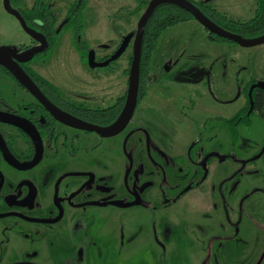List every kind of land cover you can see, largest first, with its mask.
<instances>
[{"label":"rangeland","instance_id":"374dc122","mask_svg":"<svg viewBox=\"0 0 264 264\" xmlns=\"http://www.w3.org/2000/svg\"><path fill=\"white\" fill-rule=\"evenodd\" d=\"M35 1L24 0V4L32 7ZM45 1L58 17L57 25H62L74 0ZM142 1L91 0L85 10L83 37L98 60L113 53L123 38L133 35L124 54L109 66L92 67L83 60L81 53L74 47L73 31L70 30L64 32L58 46L48 54L42 52L34 55L35 69L65 93L80 91L92 96L93 106L114 104L128 89L130 74L126 68L130 67L138 23L145 11L140 6ZM229 1L234 5V0ZM245 2L246 6L242 9L248 12L247 7L252 2ZM260 15L254 10L246 18L251 21ZM194 21V24L178 23L163 32L159 42L164 40L169 44L165 46L163 43L154 51L153 79L160 76L163 69L167 70L168 78L177 80L179 73L191 72L199 67H208L212 76L206 82L188 83L186 86H180L181 83L173 84L172 88L163 84L156 85L157 101L153 96L146 100L150 107L159 102H169L179 108L174 112L176 123L152 117L150 120L148 111H140L143 117L149 118V124L160 127L162 137L168 141V147L163 145L160 149L154 141H149L147 147L158 151L166 159L164 150L169 151L167 148L170 146L169 152H172V156L175 154L177 164L181 155L186 158L189 155L186 153L191 152L190 158L196 162V166L184 167L182 170L190 169L193 172L191 178L196 182L204 179V170L200 164L206 153L231 154L233 157L213 158L212 163L218 165L199 190L177 199L180 188L174 187L172 192L165 195L169 204L167 209L160 191H154V202L150 206H147L148 201L143 196L140 205L128 209L106 207L104 210L109 217L104 230L116 231L120 236L119 231L125 224L126 230L136 228L143 231L145 241L152 245L149 250L138 245L127 250L125 264L146 260L151 261V264H264V119L254 113L250 125L243 124L238 128L236 143L225 122L245 104L249 81L257 79L264 82V43L245 47L229 40L226 43L236 48L214 47L210 51L206 47L208 45L202 44L203 33L207 30L200 22ZM263 36L264 26L259 31L246 34L245 38L257 39ZM35 43L20 20L7 11L4 0H0V47L20 50L25 45ZM33 99L17 81L0 75L1 108L17 109ZM179 111L184 116H179ZM138 115L126 131L106 138L98 152L94 153L95 158L102 156L109 165L119 168L129 165L134 153L127 134L139 122ZM93 140L95 144L100 142L96 134ZM174 159L171 158V164H174ZM5 169L10 170L8 167ZM120 182L128 193L130 186L124 175L120 177ZM249 194L251 196L247 198ZM200 200L216 205L214 210H203L197 204ZM152 211L156 212V217ZM122 213H130L135 217L122 223L114 217ZM165 215L171 222L169 234L161 235L162 240L167 242V248L163 249L155 242L152 230L155 221L161 230L162 216ZM226 234L237 236L234 241L214 237ZM129 236L126 233L127 240Z\"/></svg>","mask_w":264,"mask_h":264},{"label":"flooded vegetation","instance_id":"af4514ba","mask_svg":"<svg viewBox=\"0 0 264 264\" xmlns=\"http://www.w3.org/2000/svg\"><path fill=\"white\" fill-rule=\"evenodd\" d=\"M64 22L65 19L63 24ZM70 30L73 31H68ZM37 33L46 35L41 31ZM123 40L124 38L113 53L98 60L85 40L86 51L82 52L78 48L73 31L74 47L88 63L91 53L97 62L106 61L116 52ZM33 41L36 43L26 45V49L42 45L34 38ZM48 41L49 48L43 53L53 48L51 41ZM32 63L33 60L24 64L39 73ZM197 72L198 76L195 78ZM0 75L21 84L13 74L10 76L0 71ZM167 75V70L163 69L162 74L153 79L151 64V71L145 81V93L140 97L139 89L137 107L131 120L114 135L104 134L103 130L116 125L121 119L126 107L128 89L114 104L93 106L92 96L80 91L65 93L42 75L52 86L34 77L31 79L45 101L21 84L34 99L17 109L0 107V264H125L127 250L136 245L149 250L152 245L145 241L143 231L136 228L126 230L125 224L119 231L120 236L116 231L106 232L104 225L109 217L104 210L106 207L128 209L140 205L144 200L143 196L148 201L147 206H150L154 202V191H160L164 207L167 209L169 204L165 195L172 192L174 187L180 188L177 199L199 190L218 165L212 163L213 158L233 157L231 154L206 153L200 164L204 170V179L196 182L191 178L193 172L190 169L182 170L184 167L187 169L196 166V162L190 158L191 152L186 153L189 154L186 158L181 155L177 164L175 154L172 156V152H169L170 146L167 148L169 151L164 150L166 159L158 151L147 147L149 141H154L161 149L163 145H168V141L162 137L160 127L149 124V118L143 117L140 111H148L150 120L152 117L176 123L174 112L179 108L175 103L169 102H159L156 104H160L158 107H150L146 100L153 96L157 101L156 85L163 84L172 88L173 84L181 83L180 86H186L188 83L206 82L212 76L208 67L181 72L177 80L168 78ZM254 84L256 82L247 86L246 101L240 108L242 110L250 106V123L240 124L237 131L241 125L252 123L255 106L253 91L256 88L252 89ZM138 113L139 122L127 134L134 153L129 165L119 168L109 165L102 156L95 158L94 153L98 152L105 139L126 131ZM179 114L184 116L182 111ZM236 115L226 119V124ZM228 127L230 128L229 125ZM94 134L100 138L98 144L94 143ZM233 138L236 143L238 135L235 137L233 134ZM169 156L175 158L174 164H171ZM176 165L180 170H177ZM7 167L9 171L5 169ZM122 175L130 186L128 193L122 188ZM126 196L129 198L125 199ZM250 196L247 195V198ZM197 204L209 212L216 206L202 200ZM152 212L156 217V212ZM114 217L123 223L135 216L122 213ZM162 218L161 230L155 221L152 233L157 245L166 249L167 242L162 240L161 235L169 234L171 221L166 215ZM126 233L130 235L128 240ZM236 236L237 234H226L214 237L234 241ZM142 263L151 264V261L136 262Z\"/></svg>","mask_w":264,"mask_h":264},{"label":"trees","instance_id":"16d2710c","mask_svg":"<svg viewBox=\"0 0 264 264\" xmlns=\"http://www.w3.org/2000/svg\"><path fill=\"white\" fill-rule=\"evenodd\" d=\"M90 1L91 0H74L68 9L65 22L61 27L57 25L58 17L54 14L49 3L45 0H36L32 7H27L24 4V0H11V5L14 9H17L22 13L28 24L34 30L46 34L45 36L51 41L53 48L56 47L64 32L73 29L78 48L82 52H85L87 48L86 42L83 39V32L85 29V10L89 6ZM194 3H196V5L215 23L231 32L242 35L243 37L248 33L259 31V29L264 26V0H258L257 14H261L260 17L257 16L251 21L236 20L206 3ZM148 4L149 1L143 0L142 5L140 6H143L144 10H146ZM190 20H195L194 16L175 3L164 2L156 7L152 17L146 25L143 37L140 68V97L145 93V81L151 71L153 54L159 44L163 32L173 25L188 22ZM209 35L212 41L230 42L228 39L219 37L215 34L209 33ZM26 48L27 46L25 45L21 47L20 50ZM50 51L45 52L44 55L48 54ZM33 58L34 55L20 61L21 65L32 79L34 77L38 81L52 86L41 74L35 72L29 65L26 66L24 64L26 62H31ZM132 60L133 55L130 59V63H132ZM0 71L12 76V74L1 65ZM255 82L259 83L257 79H253L248 86H251ZM253 98L255 106L252 114L256 113L264 118V83L260 86H256L253 91ZM249 109L250 106L245 107L238 112L234 119L227 121V124L230 126L235 137L238 135L237 126L242 123H250L251 115L248 114Z\"/></svg>","mask_w":264,"mask_h":264},{"label":"water","instance_id":"95a60500","mask_svg":"<svg viewBox=\"0 0 264 264\" xmlns=\"http://www.w3.org/2000/svg\"><path fill=\"white\" fill-rule=\"evenodd\" d=\"M164 2L175 3L180 7H182L183 9H185L186 11L190 12L194 16V18L198 22H200L204 26V28L207 29L211 34H215L219 37L228 39L245 47L256 46L264 43V36L259 37L257 39H248L243 37L242 35L231 32L221 27L220 25L215 23L212 19H210L192 0H151L138 23V29L134 40L133 60L130 69L129 88H128V96H127L125 111L116 125L103 130L104 134L114 135L115 133L125 128L136 110L138 103L139 89H140L141 55H142V44H143L145 28L148 21L152 17L156 7ZM4 5L8 12L15 15L20 20L24 29L35 40L41 42L42 45L37 47H30L22 52L17 48L5 49L0 47V65H2L7 70H9L19 80V82L22 85H24L31 92H33L35 95H37L39 98L45 101L42 94L39 92V89L37 88L36 84L33 82L31 77L25 71L23 66L20 64V61L25 60L30 56L46 51L49 48V41L45 36L40 35L33 30V28L28 24L25 17L22 15V13L19 10L14 9L12 7L11 0H4ZM132 37H133L132 34L126 36L120 47L106 61L97 62L95 60V56L91 53L90 64L92 65V67H106L109 66L113 61L119 59L129 47L132 41ZM194 76L196 78V76H198V72ZM263 83L264 82H259L254 84L252 89H254L256 86H260ZM252 110L253 108L251 109V111ZM90 128L97 129V127H90Z\"/></svg>","mask_w":264,"mask_h":264},{"label":"crops","instance_id":"0c3cea01","mask_svg":"<svg viewBox=\"0 0 264 264\" xmlns=\"http://www.w3.org/2000/svg\"><path fill=\"white\" fill-rule=\"evenodd\" d=\"M200 3H206L209 4L211 6H213L214 8H216L217 10L227 14L228 16L236 19V20H240V21H249L248 18H246L248 15H250V13H254L257 11L258 8V0H250L251 6L247 7V9L249 10L248 12H246V9H242L244 6H246V0H234V5H232L230 3L229 0H197ZM238 9H237V8ZM194 20H190L187 23L188 24H194ZM203 41L202 44H206L208 46H206L207 48H210V51H213L214 47L215 49H222V48H236L234 47L231 43H226V42H215L211 40V37L209 36L208 31H205L203 33ZM162 42V41H161ZM163 43H165V46H167L169 43H166L164 40L162 43L159 42V47L160 45H163ZM171 51V50H170ZM156 54V52H154V55ZM168 61V60H166ZM32 66L34 67V64L32 63ZM35 68V67H34ZM129 69L126 68V71Z\"/></svg>","mask_w":264,"mask_h":264}]
</instances>
